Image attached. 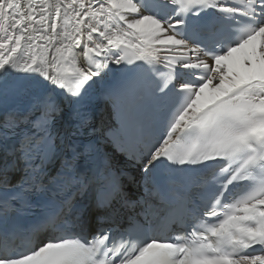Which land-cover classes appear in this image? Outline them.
I'll list each match as a JSON object with an SVG mask.
<instances>
[{"label": "bare ground", "instance_id": "6f19581e", "mask_svg": "<svg viewBox=\"0 0 264 264\" xmlns=\"http://www.w3.org/2000/svg\"><path fill=\"white\" fill-rule=\"evenodd\" d=\"M9 3L16 10L12 27L18 26L26 34L32 26L34 31L42 29L40 38L46 44L38 51L41 69H37L39 62L37 67L31 66L34 58L21 62L30 67L24 72L20 67L0 68L4 106L9 97L18 102V98L27 101L46 96L53 101L59 113L56 121L62 125L67 110L81 94L89 109L100 107L107 114L105 102L97 97L98 89L114 78L126 49L163 58L171 53V43H180L156 18L155 0H49V5L46 0H0V37L7 28L4 19ZM238 85L243 86L242 96L264 106V28L214 62L211 75L195 91L182 119L217 103ZM22 107V103H9L10 116H17Z\"/></svg>", "mask_w": 264, "mask_h": 264}, {"label": "rangeland", "instance_id": "374dc122", "mask_svg": "<svg viewBox=\"0 0 264 264\" xmlns=\"http://www.w3.org/2000/svg\"><path fill=\"white\" fill-rule=\"evenodd\" d=\"M46 3L49 5V0H46ZM13 8V7H12ZM113 29L115 30V27H113Z\"/></svg>", "mask_w": 264, "mask_h": 264}]
</instances>
